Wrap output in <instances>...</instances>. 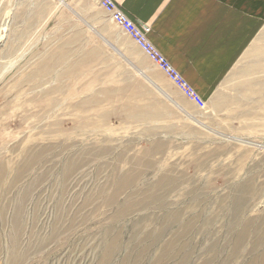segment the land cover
Returning a JSON list of instances; mask_svg holds the SVG:
<instances>
[{
    "label": "rangeland",
    "instance_id": "374dc122",
    "mask_svg": "<svg viewBox=\"0 0 264 264\" xmlns=\"http://www.w3.org/2000/svg\"><path fill=\"white\" fill-rule=\"evenodd\" d=\"M147 60L93 0H0V264H264V124L178 121Z\"/></svg>",
    "mask_w": 264,
    "mask_h": 264
},
{
    "label": "crops",
    "instance_id": "0c3cea01",
    "mask_svg": "<svg viewBox=\"0 0 264 264\" xmlns=\"http://www.w3.org/2000/svg\"><path fill=\"white\" fill-rule=\"evenodd\" d=\"M113 1L129 20L149 29V43L206 104L199 109L147 60L159 77L152 86L173 118L214 134H222L217 126L230 125L222 131L233 140L258 138L242 125L264 124V0Z\"/></svg>",
    "mask_w": 264,
    "mask_h": 264
},
{
    "label": "built area",
    "instance_id": "2783aa9c",
    "mask_svg": "<svg viewBox=\"0 0 264 264\" xmlns=\"http://www.w3.org/2000/svg\"><path fill=\"white\" fill-rule=\"evenodd\" d=\"M101 8L110 21L124 34H126L134 45L163 72L166 78L182 93L189 101L197 107L203 108L204 102L200 99L193 88L177 73L169 62L149 43L146 38L148 28L139 26L129 20L120 7L113 0H93Z\"/></svg>",
    "mask_w": 264,
    "mask_h": 264
},
{
    "label": "bare ground",
    "instance_id": "6f19581e",
    "mask_svg": "<svg viewBox=\"0 0 264 264\" xmlns=\"http://www.w3.org/2000/svg\"><path fill=\"white\" fill-rule=\"evenodd\" d=\"M153 152V151H152ZM149 156V155H148ZM29 159V158H28ZM29 161V160H28ZM67 161V160H66ZM70 163H68L67 165H65L66 167H65V172H64V175L65 176H69V172L76 166V164H74L75 162L73 161V163L71 162V160L69 161ZM30 165V164H29ZM146 165H148V164H146ZM74 171H75V169H73ZM63 175V174H62ZM61 175V176H62ZM71 175V174H70ZM161 177V176H160ZM160 177H158V178H160ZM122 178H124V177H122ZM128 178L129 177H127V179L126 180H128ZM134 178V177H133ZM167 178V177H166ZM135 179V178H134ZM163 179V178H162ZM64 180V179H63ZM165 180V179H164ZM115 181H116V179H115ZM159 182V181H158ZM165 182V181H164ZM130 183L132 184V181H130ZM134 183V182H133ZM64 184V183H63ZM166 184H167V188H168V186L170 187L171 186V184H172V181L170 180H168L167 179V181H166ZM160 185V183L157 185L156 184V186H159ZM123 186L125 187V184H124V180L123 179H121V178H118V180L116 181V182H114V192H113V194H111V196H108L109 198H107L109 201H108V203L110 202V201H114V199L118 196V194L122 191V189H123ZM161 187V186H160ZM160 189V188H159ZM171 189V188H170ZM165 190V189H164ZM172 190V189H171ZM124 192H125V190H124ZM6 194V193H5ZM120 196V195H119ZM132 196H134V195H132ZM117 199H119V198H117ZM131 204V203H130ZM125 206V205H124ZM131 208V207H130ZM2 209V208H1ZM122 210V209H121ZM129 211H131V210H129ZM62 212V211H61ZM129 213V212H128ZM125 214V213H124ZM171 215V214H170ZM179 215H180V213H179ZM179 217H181V216H179ZM177 215L176 216H165V223L166 222H169L170 223V221H175V222H182L181 221V219H178L179 218ZM236 217V216H235ZM198 219V218H197ZM163 220V219H162ZM194 220V219H193ZM163 223H164V221H163ZM167 225V224H166ZM175 225V224H174ZM164 226V225H163ZM191 226V225H190ZM189 226V223L188 224H185V227L183 226L182 228H185L184 229V231H186V229L188 230V227H190ZM168 227V226H167ZM166 227V228H167ZM192 227V226H191ZM163 228V227H162ZM181 228V227H180ZM191 229V228H190ZM163 230V229H162ZM161 230V231H162ZM180 230V229H179ZM183 230V229H182ZM157 231V230H156ZM159 231V230H158ZM181 233V232H180ZM183 234V233H182ZM244 234V233H243ZM177 235V234H176ZM176 235H175V237L174 238H176ZM174 236V235H173ZM116 238V237H115ZM172 239L171 241H169V242H166V243H164V246H163V250H161L162 251V253L161 254H159V256L158 257H156L155 258V262L156 263H158L159 264V262H161L162 260H164V259H168V257H170V254H171V245L174 243V241L176 240V239ZM237 239H238V237H237ZM178 240V239H177ZM115 241V240H114ZM154 241V240H153ZM180 241V240H179ZM239 241V240H238ZM237 241V242H238ZM179 243V242H178ZM187 243V242H186ZM239 243V242H238ZM114 244V243H113ZM152 244V243H151ZM118 246V245H117ZM159 248V247H158ZM176 248V247H175ZM108 249V248H107ZM110 249V248H109ZM149 249V248H148ZM117 250V249H116ZM173 250V249H172ZM192 250V249H191ZM175 251V250H174ZM189 253H190V251H189ZM140 255V254H139ZM174 256H176V254L174 255ZM174 256H173V258H174ZM177 257V256H176ZM108 258H110L109 256H108ZM182 258V257H181ZM139 261H140V259L139 258H137ZM181 260V259H180ZM183 260H185V259H183ZM105 261V260H104ZM176 263H180L179 261L178 262H176ZM264 263V262H263Z\"/></svg>",
    "mask_w": 264,
    "mask_h": 264
}]
</instances>
